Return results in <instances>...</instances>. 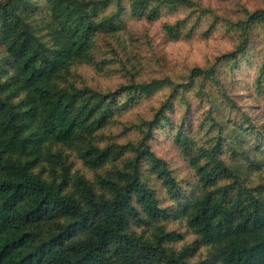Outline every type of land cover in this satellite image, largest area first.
<instances>
[{"label":"rangeland","instance_id":"rangeland-1","mask_svg":"<svg viewBox=\"0 0 264 264\" xmlns=\"http://www.w3.org/2000/svg\"><path fill=\"white\" fill-rule=\"evenodd\" d=\"M83 1L108 30H98L86 55L61 71L53 84L86 95L119 91L112 101L103 102L102 106L112 107L111 117L90 139L108 150L109 158L98 168L86 166L85 137L67 145L46 143L44 153L62 155L69 179L64 189L76 197V176L87 179L96 195L110 197L99 177L115 178L116 171L134 168L169 214L142 225L130 221L128 231L148 241L162 229L173 232L162 241L165 248L189 264H220L219 246L201 241L190 213L194 201L207 192L223 201L240 194L245 204L248 191L257 205L264 206V31L255 23L244 45L230 24L247 9L264 8V0H195L201 17L198 26L190 34L173 36L168 29L191 8L170 9L163 4L154 14L150 10L154 3L139 13L133 8L135 0ZM32 2L35 8L27 20L37 36L51 44L56 28L47 8L50 2ZM194 67H213V72L191 80ZM12 68L0 40V81H11ZM136 84L150 86L142 92ZM144 143L166 163L175 187L164 184L148 157L136 160ZM213 157L221 159L228 172L220 170ZM192 159L204 165L214 180L204 184ZM32 170L48 182L60 181L63 172L60 163L44 158Z\"/></svg>","mask_w":264,"mask_h":264},{"label":"trees","instance_id":"trees-1","mask_svg":"<svg viewBox=\"0 0 264 264\" xmlns=\"http://www.w3.org/2000/svg\"><path fill=\"white\" fill-rule=\"evenodd\" d=\"M49 2L56 28L51 44L41 40L27 20L35 8L32 0H0V40L13 66L11 81H0V264H189L163 246L173 232L162 229L154 241H148L128 231L130 221L142 225L169 214L134 168L116 171L115 178L99 177L110 197L96 195L89 181L78 175L73 180L76 197L64 189L69 179L62 155L44 153L46 143L67 145L85 137L89 145L82 154L84 164L100 167L109 151L90 139L111 117L112 107L102 106L103 102L112 101L119 92L86 95L53 84L61 71L86 55L97 31L108 29L93 18L86 1ZM150 3L154 14L163 4L170 9L191 8L170 26L171 36L190 34L198 26L201 17L195 0H135L133 8L142 13ZM255 23L264 31V8L247 9L230 22L244 45ZM210 72L213 67H194L190 79L205 78ZM149 86L135 85L142 92ZM146 157L164 184L175 187L166 163L144 143L136 160ZM43 158L61 164L60 181L48 182L32 170ZM213 160L228 172L221 159ZM191 164L204 184L214 180L204 165L193 159ZM247 194L245 204L240 194L223 201L210 192L193 203L190 223L202 242L219 246L220 264H264V206Z\"/></svg>","mask_w":264,"mask_h":264}]
</instances>
